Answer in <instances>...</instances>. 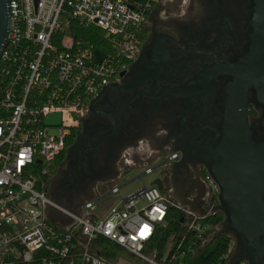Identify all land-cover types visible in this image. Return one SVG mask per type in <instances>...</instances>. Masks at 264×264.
<instances>
[{"label": "built area", "instance_id": "built-area-1", "mask_svg": "<svg viewBox=\"0 0 264 264\" xmlns=\"http://www.w3.org/2000/svg\"><path fill=\"white\" fill-rule=\"evenodd\" d=\"M161 2L8 0L9 32L0 51V264L7 258L10 264H110L94 249L99 237L142 264H188L213 240L217 227L205 220L216 212L186 209L159 181L107 211L95 200L69 210L48 191L93 101L137 59L148 17ZM77 25L101 30L102 48L71 34ZM56 114L60 124H48ZM205 181L211 201L218 186L210 175ZM172 207L185 212L184 231L160 251L153 241Z\"/></svg>", "mask_w": 264, "mask_h": 264}, {"label": "flooded vegetation", "instance_id": "flooded-vegetation-1", "mask_svg": "<svg viewBox=\"0 0 264 264\" xmlns=\"http://www.w3.org/2000/svg\"><path fill=\"white\" fill-rule=\"evenodd\" d=\"M183 4L176 11L158 5L150 13L137 59L118 83H110L93 101L54 172L48 185L54 202L79 211L85 201L95 198L96 188L103 191L110 184L121 156L142 141L154 153L135 163L147 167L142 174L160 172L159 183L173 201L184 202L193 191H204L210 165L205 159L220 141L215 134L236 80L229 66L254 60L261 0ZM7 15L8 0H0L2 47L9 32ZM261 89L258 83L246 92L256 141L264 140ZM170 150L178 151L174 160L182 159L176 167L169 166L172 162L163 165L171 159ZM158 155L164 159L157 161ZM194 202L192 208H200ZM224 231L233 236L238 256L249 264H264L262 237L239 239L229 222Z\"/></svg>", "mask_w": 264, "mask_h": 264}, {"label": "water", "instance_id": "water-1", "mask_svg": "<svg viewBox=\"0 0 264 264\" xmlns=\"http://www.w3.org/2000/svg\"><path fill=\"white\" fill-rule=\"evenodd\" d=\"M7 17L9 19V14ZM7 17L5 16V19ZM257 18L259 31L255 42L257 53L251 63L229 66L234 70L235 84L225 105L223 124L215 134L220 141L215 147H211L205 159L208 163L210 162L207 167L208 174L219 187V204L210 206L207 210L220 211L226 216V219L219 225L223 228L222 233L215 234L213 239L218 235H227L224 231L226 222H229L239 239L244 237L264 239V140L256 141L253 137L246 100L247 89L253 84L260 83L262 89L259 93V100L264 106V0H261ZM2 48L1 44L0 51ZM96 54L98 61H101L104 57L103 53L97 51ZM48 124L59 125L60 115L51 116ZM176 153H178L176 150L169 151L170 157ZM181 160L167 159L163 165L172 162L171 165L176 167ZM120 175L117 171L114 179ZM103 191H100L99 187L96 188L99 194ZM107 194L109 193L105 192L102 196ZM229 237L234 239L231 235ZM237 249L235 245L234 254L228 264H239L245 260L238 256Z\"/></svg>", "mask_w": 264, "mask_h": 264}, {"label": "trees", "instance_id": "trees-1", "mask_svg": "<svg viewBox=\"0 0 264 264\" xmlns=\"http://www.w3.org/2000/svg\"><path fill=\"white\" fill-rule=\"evenodd\" d=\"M74 30H78L79 32L74 33ZM70 33L76 37L87 39L90 43L95 44L97 48H102L101 37H103V33L99 29H86L85 27L77 25L71 29ZM74 141L75 140H73L71 144H73ZM211 204H219L217 195L211 197ZM185 217V212L172 207L168 212L166 226L161 225L156 233L153 246H158L160 251H162L172 236L180 235L184 231L183 224L185 222ZM224 220V214L219 211L209 216L205 220V223H208L215 228L222 224ZM94 249L100 257L110 264H115L120 258L131 259L136 262L139 261L137 258H133L132 255L120 245L105 237H99L96 240L94 243ZM232 253V238L228 235H218L209 243V245L201 249L193 257L187 258L186 262L188 264H228ZM6 263L10 264L9 258H7Z\"/></svg>", "mask_w": 264, "mask_h": 264}, {"label": "crops", "instance_id": "crops-1", "mask_svg": "<svg viewBox=\"0 0 264 264\" xmlns=\"http://www.w3.org/2000/svg\"><path fill=\"white\" fill-rule=\"evenodd\" d=\"M153 153H154L153 150L150 147H148V144L146 141H142L140 142L139 146H136L135 148H131L127 150V152H125L121 156V159L119 161V167H117V171H119L121 174L120 177H118L117 179H114L115 177L114 176L112 179H110L111 181L110 184L104 189V191L101 194L96 192V196L93 200H95L100 207H103L107 211V209H109L110 206L118 202L117 199H119L120 197L123 199H126L127 197H129V196H125V197L123 196L122 188H124V185L122 186L119 185L120 181H122L125 177H129L130 175L128 174L130 172L142 171L140 166H138L135 163V160L137 159L143 160L146 157V155H152ZM168 156H170V154H168ZM163 159H164L163 155H158L157 161H161ZM169 166H171V164H169ZM115 188L120 189L119 195L112 194ZM105 192H108L109 194L102 196ZM192 202L198 204L200 208L193 209ZM176 203L180 204L186 209L194 213H197V214L208 213L209 210H207V208L211 206V201L209 199L208 184L206 183L204 191H201V192H198L197 190L193 191L187 200H185L184 202H176ZM58 216L59 215H54L52 220L54 222L60 221L62 223L63 222L65 223V220L60 219V216L59 217ZM164 226H166V224ZM132 257L135 258L133 255ZM115 264H142V263L141 261L136 262L135 260L120 258Z\"/></svg>", "mask_w": 264, "mask_h": 264}, {"label": "rangeland", "instance_id": "rangeland-1", "mask_svg": "<svg viewBox=\"0 0 264 264\" xmlns=\"http://www.w3.org/2000/svg\"><path fill=\"white\" fill-rule=\"evenodd\" d=\"M188 3V0H162V2L159 4V6H163L165 8H169L173 11H176L178 9H181L184 7L183 3ZM141 169L147 168V167H140ZM160 172H154L153 174H148V175H143L142 171H133L130 172L128 175L129 177H125L122 181H120L119 185H124V188H122V194L123 196H130L137 191L141 190L144 186H152L156 184L155 182L159 181V178L161 176ZM138 177H141V179H138ZM135 180L133 183L126 185L127 183ZM164 193L165 190H163ZM142 204L144 201H141ZM70 208H73L74 210H77L76 206L71 207L70 204H68ZM222 227L218 226L215 229V234H221L222 233ZM228 235V234H227ZM229 236V235H228ZM171 241L169 240V244ZM234 247H235V241L232 240V251L234 252Z\"/></svg>", "mask_w": 264, "mask_h": 264}]
</instances>
